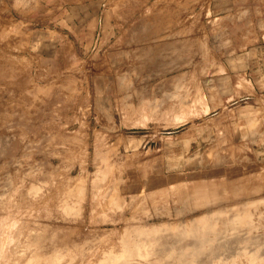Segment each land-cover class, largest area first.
Wrapping results in <instances>:
<instances>
[{
    "label": "rangeland",
    "instance_id": "1",
    "mask_svg": "<svg viewBox=\"0 0 264 264\" xmlns=\"http://www.w3.org/2000/svg\"><path fill=\"white\" fill-rule=\"evenodd\" d=\"M108 1L96 21L0 6V264H264L244 21Z\"/></svg>",
    "mask_w": 264,
    "mask_h": 264
},
{
    "label": "crops",
    "instance_id": "2",
    "mask_svg": "<svg viewBox=\"0 0 264 264\" xmlns=\"http://www.w3.org/2000/svg\"><path fill=\"white\" fill-rule=\"evenodd\" d=\"M219 2L225 8H220L219 3L216 10L235 13L238 20L244 21L247 75L264 78V0H219ZM0 6H3L1 11L10 13L21 23L26 19L30 21L40 18L41 14L47 12L48 17L50 13H54L62 22H74L77 18L71 17V14L88 12L90 20L96 21L94 15L102 13L104 16L112 11L108 0H0ZM214 6H217L216 0ZM94 12L96 13L92 14ZM102 21H105L104 17Z\"/></svg>",
    "mask_w": 264,
    "mask_h": 264
}]
</instances>
